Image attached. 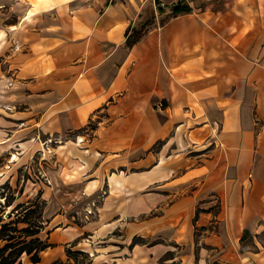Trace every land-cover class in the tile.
I'll use <instances>...</instances> for the list:
<instances>
[{
  "label": "crops",
  "instance_id": "crops-1",
  "mask_svg": "<svg viewBox=\"0 0 264 264\" xmlns=\"http://www.w3.org/2000/svg\"><path fill=\"white\" fill-rule=\"evenodd\" d=\"M9 45L15 124L97 123L122 197L167 199L154 264H264V0H0Z\"/></svg>",
  "mask_w": 264,
  "mask_h": 264
},
{
  "label": "rangeland",
  "instance_id": "rangeland-1",
  "mask_svg": "<svg viewBox=\"0 0 264 264\" xmlns=\"http://www.w3.org/2000/svg\"><path fill=\"white\" fill-rule=\"evenodd\" d=\"M12 45L0 46V227L20 219L27 223H19V230L31 226L39 232L35 238L52 245L40 264H154L149 228L167 199L159 203L148 187L144 200L122 197L110 183L115 174L101 169V155L90 146L97 123L67 136L15 124L10 115L17 106L8 103L12 86L6 82L12 52L20 48ZM29 207L33 211L26 213ZM6 243L0 241V249ZM22 261L33 264L27 255Z\"/></svg>",
  "mask_w": 264,
  "mask_h": 264
},
{
  "label": "trees",
  "instance_id": "trees-1",
  "mask_svg": "<svg viewBox=\"0 0 264 264\" xmlns=\"http://www.w3.org/2000/svg\"><path fill=\"white\" fill-rule=\"evenodd\" d=\"M189 11V7L183 6L176 8L174 14L177 15ZM148 25H150V22L145 24L143 28L139 30L135 29L129 35L127 47L132 48L141 41L146 33V27ZM11 205L12 203H9V206ZM18 208L19 206L15 210ZM31 208L32 207H29V209L26 210V213L33 211ZM8 216L9 218H12L11 213H9ZM19 223L24 224L27 223V221L20 219L15 221L11 220L8 223H3L0 227V241L7 242L6 245L0 249V264H24L22 261L24 255L29 256L33 264H40L42 261L41 253L52 247V245L35 238L39 232H34L31 226L19 230L17 227ZM28 238H31V240H28Z\"/></svg>",
  "mask_w": 264,
  "mask_h": 264
},
{
  "label": "bare ground",
  "instance_id": "bare-ground-1",
  "mask_svg": "<svg viewBox=\"0 0 264 264\" xmlns=\"http://www.w3.org/2000/svg\"><path fill=\"white\" fill-rule=\"evenodd\" d=\"M84 142H85V139L83 137H80V143L78 144V146H80V149H84L85 148V147H82V143L85 144ZM86 153H90V150L86 149ZM3 174L4 173H0V176H2ZM110 183H111L112 186L113 185L120 186L121 182L117 179V177H114L113 179H111Z\"/></svg>",
  "mask_w": 264,
  "mask_h": 264
},
{
  "label": "built area",
  "instance_id": "built-area-1",
  "mask_svg": "<svg viewBox=\"0 0 264 264\" xmlns=\"http://www.w3.org/2000/svg\"><path fill=\"white\" fill-rule=\"evenodd\" d=\"M146 1H152L155 5L158 6V0H146Z\"/></svg>",
  "mask_w": 264,
  "mask_h": 264
}]
</instances>
